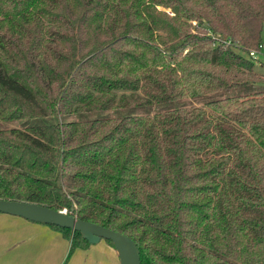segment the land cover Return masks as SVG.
Returning a JSON list of instances; mask_svg holds the SVG:
<instances>
[{"label":"trees","instance_id":"trees-1","mask_svg":"<svg viewBox=\"0 0 264 264\" xmlns=\"http://www.w3.org/2000/svg\"><path fill=\"white\" fill-rule=\"evenodd\" d=\"M263 29L264 0H0V121L51 120L0 130V200L121 233L140 264H264V90L76 118L262 82Z\"/></svg>","mask_w":264,"mask_h":264},{"label":"crops","instance_id":"crops-1","mask_svg":"<svg viewBox=\"0 0 264 264\" xmlns=\"http://www.w3.org/2000/svg\"><path fill=\"white\" fill-rule=\"evenodd\" d=\"M0 264H63L70 242L49 225L0 215ZM47 239V242L44 241ZM66 264H119L115 249L105 241L77 249Z\"/></svg>","mask_w":264,"mask_h":264},{"label":"water","instance_id":"water-1","mask_svg":"<svg viewBox=\"0 0 264 264\" xmlns=\"http://www.w3.org/2000/svg\"><path fill=\"white\" fill-rule=\"evenodd\" d=\"M0 213L78 232L89 245H96L101 240L110 241L117 253L119 264H140L138 250L129 237L82 221L64 211H55L33 203L0 200Z\"/></svg>","mask_w":264,"mask_h":264},{"label":"rangeland","instance_id":"rangeland-1","mask_svg":"<svg viewBox=\"0 0 264 264\" xmlns=\"http://www.w3.org/2000/svg\"><path fill=\"white\" fill-rule=\"evenodd\" d=\"M261 41L264 43V29L261 33ZM258 55L259 64L255 65L254 70L260 75H264V49ZM264 90V81L254 84L248 88H233L226 91H216L210 94L204 95L199 98H186L175 100L167 103L155 104L150 107L139 108V109H124V110H111V111H101V112H88L81 116L76 117L78 120H95L103 119L110 117H120V116H129V115H152L159 112L169 111L177 108H185L189 106H202L204 103L209 101H214L222 98L234 97V96H243L246 94L255 93L258 91ZM50 119L47 118H35V119H24L18 120L15 122H2L0 121V130H9V129H23L32 126L49 124ZM0 215H3L0 213ZM5 215V214H4ZM4 217V216H0ZM23 219V218H21ZM47 242V239H44ZM104 241V240H102ZM69 252L67 258L63 264H66L69 259Z\"/></svg>","mask_w":264,"mask_h":264},{"label":"built area","instance_id":"built-area-1","mask_svg":"<svg viewBox=\"0 0 264 264\" xmlns=\"http://www.w3.org/2000/svg\"><path fill=\"white\" fill-rule=\"evenodd\" d=\"M264 49V43L262 42L259 46V51H251L248 53V56L255 59L258 55H261V51ZM65 212V211H64Z\"/></svg>","mask_w":264,"mask_h":264}]
</instances>
